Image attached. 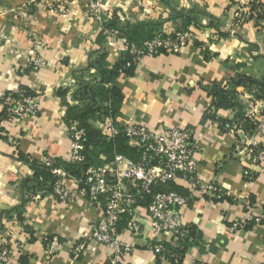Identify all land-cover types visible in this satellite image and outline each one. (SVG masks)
Segmentation results:
<instances>
[{"label":"crops","instance_id":"1","mask_svg":"<svg viewBox=\"0 0 264 264\" xmlns=\"http://www.w3.org/2000/svg\"><path fill=\"white\" fill-rule=\"evenodd\" d=\"M29 1L0 0V99L23 90L38 94L41 107L37 118L0 126V251L4 240L25 242L6 264H106L112 254L93 239L102 208H89L84 199L70 206L33 199L22 215L16 208L23 187L34 180L23 158L67 161L68 107L79 109L81 85L100 80L96 64L104 54L109 71L124 62L115 47L103 44V29L116 22L119 30L154 24L161 33L181 28L195 34L180 55L143 58L114 81L123 99L117 115L106 118L120 127L196 130L199 178L220 192L175 186L187 197L184 224L198 238L179 264H264V220L242 224L246 204L255 216L264 214V167L233 157L241 136L236 118L264 119V0H107L100 22L90 15V0H44L36 7ZM36 58L44 63L38 70ZM219 92L231 94L235 106L220 107ZM94 127L100 130L97 122ZM65 183L78 189L71 179ZM127 227L123 222L120 239L132 251L120 256V264H171L159 262L153 250L176 247L171 234L147 225L134 234Z\"/></svg>","mask_w":264,"mask_h":264},{"label":"built area","instance_id":"2","mask_svg":"<svg viewBox=\"0 0 264 264\" xmlns=\"http://www.w3.org/2000/svg\"><path fill=\"white\" fill-rule=\"evenodd\" d=\"M44 0H30L29 5L38 6ZM253 2L252 0H239ZM107 7V0H90L88 8L91 17L101 21L102 12ZM122 18V17H121ZM107 47L116 48L122 59L131 56L133 64L143 58L159 56L162 53L180 55L195 41V34L190 30L178 29L171 33H161L149 41L135 43L124 33L105 27ZM3 38L0 37V47ZM33 69L43 66V60L36 58L32 61ZM41 107L38 94H28L23 90L15 94H4L0 99V126L20 118H37ZM241 136L235 145L233 157L264 167V119L243 115L236 118ZM100 131L107 137L113 138L117 134H124L129 146L140 152L139 164L132 163L124 157L116 159V168L110 181L95 182L91 179L83 180L70 175L63 169L55 172L56 180L50 194L51 197L65 206H70L78 200H86L89 208H102V216L93 239L102 246L110 248L112 254L106 264H120L119 258L130 254V244L120 239L123 222L128 223L127 229L134 234H141L146 225L156 233H168L173 236L176 247L158 245L153 248L157 260L161 263H178L181 255L176 252L183 249L186 242L195 243L198 238L192 229L184 224L182 210L187 203V197L178 190L155 191L159 185H173L185 183L190 191H206L214 194L220 190L211 184L203 183L199 178L200 150L196 145V130L192 127L160 128L150 130L145 123H128L125 126H114L112 121H98ZM71 152L68 162L76 164L84 161L81 156V139L84 130L77 122L69 125ZM49 158L41 165H52ZM92 175L96 172L92 171ZM71 179L78 189L66 186L65 180ZM139 181L140 184L136 182ZM85 185V188L81 186ZM30 186V185H29ZM23 190H27L24 189ZM41 194L25 193L26 199L41 198ZM215 196V194H214ZM150 204L145 205L148 201ZM247 213L242 224L260 223L264 214L255 216L250 212L249 205H245ZM146 224V225H145ZM239 224H235L234 228ZM9 237V235H8ZM25 242L17 239L4 240L0 251V264L12 261L19 255ZM30 264V263H27ZM200 264V263H198Z\"/></svg>","mask_w":264,"mask_h":264},{"label":"trees","instance_id":"3","mask_svg":"<svg viewBox=\"0 0 264 264\" xmlns=\"http://www.w3.org/2000/svg\"><path fill=\"white\" fill-rule=\"evenodd\" d=\"M113 19L117 21L118 18L115 16ZM106 27L124 33L135 43L149 41L161 34L159 25L154 24H140L129 31L123 28L119 30L117 22L115 25L108 24ZM105 38L106 35L103 33L104 45H106ZM122 60L124 62L116 65L112 71H109L104 68V62L106 61V55L104 54L96 64L100 80L96 79L91 84L81 85L77 97L82 102V106L79 109L71 107L67 109L66 120L68 126L71 122H77L79 128L84 130V135L81 139V156L84 157V161L71 164L68 161L59 160L51 166H44L37 161H29L23 158L34 170V180L24 187L28 192L30 191L33 194L40 193L41 197H46L52 191L56 180L55 172L59 169H63L77 178H83V180L91 179L95 182H106L111 180V176L115 172L116 159L118 157H124L132 163L139 164L141 154L129 146L128 139L124 134L120 133L113 138H109L94 127L95 122L104 121L106 118H114L120 109L123 96L113 87L114 81L121 77L127 69L133 70L135 67L131 56L128 55ZM234 84L238 85L236 82L232 83V85ZM259 87L261 91H264V86L259 85ZM218 94H221L218 103L220 107L230 109L235 106L232 103L231 94H228V92H219ZM92 171H95L96 174L92 175ZM81 187L85 188V185ZM171 189L176 190L173 185H159L154 188L156 192ZM27 190H24L23 203L16 208L19 215L23 214L21 208L30 202V199L25 198ZM150 203L151 201L148 199L144 204L148 205ZM188 244L190 243L186 242L184 248ZM184 248L176 251L178 255L183 257ZM180 261L175 264H179ZM24 264H27L26 261Z\"/></svg>","mask_w":264,"mask_h":264},{"label":"water","instance_id":"4","mask_svg":"<svg viewBox=\"0 0 264 264\" xmlns=\"http://www.w3.org/2000/svg\"><path fill=\"white\" fill-rule=\"evenodd\" d=\"M136 183H137V184H140V182H139V181H137Z\"/></svg>","mask_w":264,"mask_h":264}]
</instances>
